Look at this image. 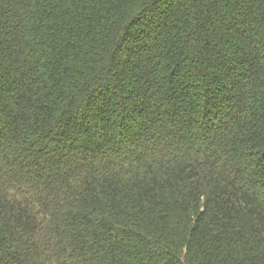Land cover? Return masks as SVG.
I'll return each mask as SVG.
<instances>
[{
	"label": "trees",
	"instance_id": "1",
	"mask_svg": "<svg viewBox=\"0 0 264 264\" xmlns=\"http://www.w3.org/2000/svg\"><path fill=\"white\" fill-rule=\"evenodd\" d=\"M0 264H264V0H0Z\"/></svg>",
	"mask_w": 264,
	"mask_h": 264
}]
</instances>
